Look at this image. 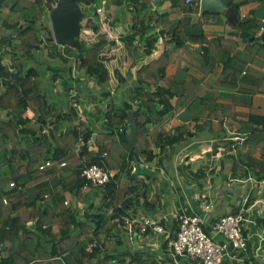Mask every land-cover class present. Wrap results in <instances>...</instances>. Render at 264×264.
Masks as SVG:
<instances>
[{"label": "trees", "instance_id": "16d2710c", "mask_svg": "<svg viewBox=\"0 0 264 264\" xmlns=\"http://www.w3.org/2000/svg\"><path fill=\"white\" fill-rule=\"evenodd\" d=\"M4 1L0 0V5ZM82 1L95 3V0ZM130 1L138 7V12L131 15L130 33L121 39L129 55L131 47L127 40L134 43V52L140 57L153 52L157 37L148 33L157 24L160 35L168 34L171 41L183 48L188 47L179 38L180 32L185 34L188 42H201L208 12L202 15L203 20L200 17L195 22L188 18L169 20L166 14L148 11L152 0ZM173 1L181 4L183 0ZM55 2L12 0L8 13L0 21V80L4 86L0 94V111H5L6 117L0 119V264H153L144 259L142 250L126 245L130 240L128 236L140 228L139 223L132 226V219L136 216L130 215L129 211L134 209L135 212L139 206L151 209L160 202L159 192L148 197L157 180L148 170L162 155L157 163L161 166L162 158L171 157L184 141L186 126L175 129L172 134L161 127L171 113L179 111L177 105L182 102L195 111L193 116H185L184 109L179 113V118L185 122L198 120L205 107L210 109L206 122L222 118L221 107L216 102L217 90L204 84V80L222 62L228 48L219 41L203 46L195 67L199 78L190 75L189 80L190 73L185 67L178 66L174 75H167L169 53H163L137 71V79L127 100L115 101L108 88L97 92L110 102V106L104 108L99 126L83 124L80 130L77 121L81 116L74 109L79 95L72 97L70 88L75 80L71 64L76 65L77 71L82 72L87 81H92L99 88L104 87L108 70L100 58V50L107 39L99 37L91 45L80 42V50L56 44L50 28L41 18L42 14L46 15L44 10H49ZM187 8L190 9V6L187 5ZM86 25L90 26V20ZM233 25L244 40L258 45L256 48L250 45L248 55L235 51L236 56L224 63L223 73L217 82L230 88L237 86L235 82L248 59L255 65H264L250 55L254 53L264 57V43L249 40L264 26V21L253 16L244 17L240 19L239 26ZM91 29L94 33L98 32L97 25ZM6 55L12 57V67L3 62ZM42 58L48 63L47 59L52 60V63L45 69L38 65L42 72L36 70L33 73L34 67L30 62ZM54 61L58 63L55 65ZM44 70L51 74L53 83L56 79L66 83L62 87L65 111L60 109L58 102L47 100ZM250 71L251 68H247V75H253ZM119 80H123L120 75ZM241 81L249 83L248 76ZM258 81L252 82L254 87L241 91L249 94L264 90V77L260 75ZM87 94L88 103H94L90 91ZM174 97L178 100L175 105L171 102ZM132 105H138L133 113L134 122L125 127L127 110ZM151 125L160 128L151 130ZM247 131L246 140L260 148L264 155V128L251 127ZM93 133L96 134L92 143L97 147L96 151L88 149ZM249 151L253 153L252 148ZM46 159L63 161L65 165L38 171V165ZM132 159L147 164V168H141L144 170V183L138 176L127 179ZM92 163L114 170L115 174L107 184L92 187L99 191L98 204L88 203L89 210L94 206L95 210H86L81 218L76 205L63 203V193L67 190L84 200L81 192L84 179L80 170ZM246 168L264 178V156L255 158L250 155L243 160L232 158V175L240 176L239 172H245ZM200 170L197 169V172ZM260 172L263 174L260 175ZM197 178H201V174ZM10 181L15 186L10 187ZM49 193L54 201L53 209L47 204L36 205L43 200L44 194ZM3 198L9 200L10 213L3 212L1 208ZM253 200L251 193L245 207ZM30 221L33 227L28 225ZM91 240L96 245L91 253H87L85 246ZM5 243L9 246L6 247Z\"/></svg>", "mask_w": 264, "mask_h": 264}, {"label": "crops", "instance_id": "0c3cea01", "mask_svg": "<svg viewBox=\"0 0 264 264\" xmlns=\"http://www.w3.org/2000/svg\"><path fill=\"white\" fill-rule=\"evenodd\" d=\"M104 1H106L107 4L105 8L98 5L96 2L87 4L92 8V11H94L93 15L98 18L97 22L99 23L97 25L98 32H93V34H91L93 30L89 29L87 33L95 38L94 41H97L99 37L107 39V42L100 50V56H104V59L113 57L114 51L116 53L118 50L120 53L119 62L112 63V60L106 63L103 60L108 70V80L114 85L113 90H110L111 96L114 97L116 93L114 91L115 86H117V83L120 81L119 75L123 79H126V76L130 73L132 77L130 68L132 67L134 59L127 57L129 54L121 39L130 33V18L133 13L138 12V7L130 0H119L118 2L117 0ZM11 2L12 1L8 2L6 5H0V21L8 13V7ZM260 2L262 1L231 0L228 5L235 4L239 23L229 22L227 18L220 13L208 12L209 14L205 15L203 38L200 43L188 42L185 34L179 33L178 36L181 40L185 41L188 47L187 49L171 41L168 34L163 36L160 35V26L158 24L148 33V35L152 34L157 37L156 48L153 52L157 50V45H164L163 53H169V62L166 69L167 75H174L178 66L181 68L185 67L188 68V72L190 73L188 80L192 76V78H199L195 67L197 66V58L203 46H208L212 41H219L223 46L228 48L226 54L222 58V62L219 63L204 80V84L208 86L211 85L212 88L215 87L217 90L216 102L221 107L222 118H215L210 122H206L210 109L205 107L198 120L182 121L179 118V113L183 109L185 116H193L195 111L191 109L189 105L180 102L179 105H177L179 111L171 113L161 127H164L166 131L172 134L176 132L175 129L186 126L187 131L183 134L184 141L179 145L177 148L178 150H176L171 157L162 158L163 162L161 166H158L157 163L162 155L157 159V162L155 160L154 164H152L148 170V173L152 177H157L156 182L153 184V189L148 192V197H151L153 193L159 192L160 202L155 206L153 205L151 209L139 206V209H136L135 212H133L134 209L129 211V214L136 216V219L142 217L152 218L160 221L165 228V234L154 233L150 228L146 229L144 233L135 231L134 234L130 233L131 236H128L130 240L126 242V245L130 246L132 249L142 250L144 259L146 258L147 261H151L153 264H192V261L185 255H176L173 257L169 249V241L175 236L177 231L176 217L179 213H193L200 216L203 220V230L210 235L212 233V223L224 214L236 213L242 206L243 199L246 196L248 199L251 193L252 196H254V200L246 206L247 221L244 224L243 231L246 238V247L244 250L236 252L235 259L224 258L222 264H264V220L262 219L264 216V183H261V180H264V178L258 177L256 171L250 168H246L245 172H239L240 176H234L231 173L232 158L235 160H243L250 155L255 158L264 156L260 148L255 147V144L249 143L246 140L248 135L247 130L249 128H264V90H258L249 94L241 91V89L246 90L254 87L253 84L256 83L254 81H258L260 75L264 77V65H255L248 59L245 68L242 69L238 75L239 79L235 82L237 86L234 88L222 86L217 82L220 75L223 73L224 63L229 58H234V56H236L237 52L235 51H240L248 55L249 50H247V48L250 45L255 48L257 47V43L253 44L244 40L238 34L237 27L233 24L239 26L241 18L254 17L255 8ZM187 5L190 6V9L187 8ZM97 8H101L100 13L96 11ZM106 8L107 12L105 11ZM114 8L117 10L115 11L116 15L113 10ZM44 11L47 16V10ZM148 11L156 12L157 14H166L169 20H184L188 18L193 22L200 17L203 20L202 15H204L200 0H191L190 2L183 0L181 4H175L173 0H160L158 3L153 4L152 0L149 4ZM47 18L48 17H46V20ZM90 18L91 16L85 18L83 13V21L87 22ZM260 20L264 21V19ZM116 21H120L117 24V28L115 27ZM1 32L0 24V34ZM262 32H264V26L252 37H256ZM249 40L264 43V40L251 39V37ZM250 55L257 57L259 62H264V57H258L259 55L257 56L254 53H250ZM239 58L241 59L242 57L240 56ZM240 59H238L237 62H239ZM3 62L9 67L13 66L12 57L8 55L4 56ZM247 68H251L250 72H252L253 75H247ZM41 69L42 68L39 67L38 71L42 72ZM35 71L36 70L33 69L32 72L35 73ZM44 71L46 78H44L45 91L46 93H50V99H52L49 102H58L60 109L65 111V95L61 87L66 86V83L61 79H56L53 83L50 79L51 74L46 70ZM244 76H248L249 83L241 81V78ZM133 81L134 79L132 77V82ZM74 83L72 89L76 92L74 94L79 95L78 101H81V103L82 99H80L79 93L87 96V93L91 89L94 91L97 90L98 92L99 86H95L92 81H87L85 78L83 81L75 79ZM78 88H81V90H78ZM132 88L133 83L129 89V93H131ZM3 91L4 86L2 82H0V94ZM60 91L62 94H60ZM103 99L105 98H101L100 100ZM123 99L124 98L121 100ZM115 101H117V99ZM177 101V97L171 100L174 105ZM91 104L93 103H88L87 101V103L81 105H74V109H76L78 115H86L90 111ZM79 106L83 107V111H80L78 108ZM4 114L5 111H0V119L6 118ZM79 124L80 123L77 122V125ZM90 126L93 127L95 125ZM159 128L160 126H150L151 130H158ZM92 143L93 141L91 143L89 141L88 149L96 151L97 147ZM251 148L253 149V153L249 151ZM42 162L43 161L40 163ZM186 166H189V168H186ZM199 168H201V170L197 172ZM135 173L136 176L134 177H141L144 183V170L140 169ZM199 174H201V178H197ZM261 174H263V172H260V175ZM98 192L99 191L94 188L89 189L85 193L82 192L84 195V200H82L73 192L66 190L63 193V198L64 200H68L70 205H76V209L79 210V216L83 218L82 213L89 210L87 207L88 203L94 202V205L97 206L99 201V196H97ZM89 193L91 197L87 198ZM50 194L51 193H49L45 201H38L36 205L40 206L47 204L50 206V209H53L54 201L50 197ZM1 208L3 212H11V205L3 204ZM93 210H95V206L93 209H90L89 212ZM138 219L136 223H139ZM28 225L33 227L32 221L28 222ZM70 240H73V238H70ZM5 246L8 247L9 243H5ZM111 249L112 248H110V250Z\"/></svg>", "mask_w": 264, "mask_h": 264}, {"label": "built area", "instance_id": "2783aa9c", "mask_svg": "<svg viewBox=\"0 0 264 264\" xmlns=\"http://www.w3.org/2000/svg\"><path fill=\"white\" fill-rule=\"evenodd\" d=\"M190 2L191 0H186ZM98 13L101 8H97ZM93 34V31H91ZM1 82V80H0ZM78 129H82L78 125ZM91 140V139H90ZM105 155V153H103ZM65 165V162H59L54 159H46L38 165V171L48 168H59ZM129 168L131 173H135L138 169L147 168L144 161L130 160ZM114 170L97 164H89L81 168L80 176L84 179L81 186V192L85 193L92 187L103 186L107 184L114 176ZM264 183V180H261ZM9 186H15V183L10 181ZM48 198V194H44L43 200ZM42 200V201H43ZM247 196L242 201V206L236 213H227L220 216L211 225L212 233L207 234L203 228V220L197 214L179 213L177 215V231L175 236L169 241V249L173 257L176 255H185L192 264H222L224 258L235 259L236 252L244 250L246 241L244 236V224L247 221L245 207ZM4 205L9 203L7 198H3ZM65 205L69 204L68 200H64ZM136 218L132 219L136 223ZM140 224L139 232L144 233L149 227L154 233L165 234V228L160 221L142 217L138 219ZM131 226V223L129 224ZM131 232V229H130ZM221 239V240H219ZM96 245L94 240H91L85 246V251L91 253Z\"/></svg>", "mask_w": 264, "mask_h": 264}, {"label": "water", "instance_id": "95a60500", "mask_svg": "<svg viewBox=\"0 0 264 264\" xmlns=\"http://www.w3.org/2000/svg\"><path fill=\"white\" fill-rule=\"evenodd\" d=\"M80 0H56L55 4L47 10L48 18L50 22L51 32L54 42L59 45H67L69 47L80 50L81 44L76 37L81 27L80 21L83 17L78 2ZM160 0H153V4L158 3ZM231 0H200V5L203 12L220 13L224 15L229 22L239 23L237 18V12L235 10V4H230ZM254 17L257 19H264V1L260 2L255 8ZM264 40V32L251 39ZM127 43L131 47L130 54L134 59V65L130 68V72L134 80L137 79V71L146 64H149L153 60H157L164 52V45H157V50L149 55L140 57L134 52V43L127 40ZM110 104H107L109 107ZM138 108V105H132L127 110L125 118V127L134 122V111ZM96 134L93 133L90 143L94 141ZM137 161V160H135ZM136 176V173H130L128 179Z\"/></svg>", "mask_w": 264, "mask_h": 264}, {"label": "rangeland", "instance_id": "374dc122", "mask_svg": "<svg viewBox=\"0 0 264 264\" xmlns=\"http://www.w3.org/2000/svg\"><path fill=\"white\" fill-rule=\"evenodd\" d=\"M10 1H12V0H6L4 3H3V5H6L8 2H10ZM95 2L96 3H98V5H101L102 7H104L105 8V6L107 5L106 4V1H104V0H95ZM78 5H79V7H80V9H81V11L84 13V16H85V18H87L88 16H91V18H90V26H87L86 25V22L85 21H83L82 19H81V21H80V25H81V27H80V29H79V31H78V34H77V38L79 39V42H83V43H85V44H87V45H91L92 43H94L95 41V38L94 37H92L91 35H89L87 32L89 31V29H91V27H93V25H98L99 23L97 22V20H98V18H96L94 15H93V12L94 11H92V8L90 7V6H88L84 1H82V0H80L79 2H78ZM107 7V6H106ZM111 8H112V6H111ZM114 10V13H115V15H116V12L115 11H117L116 10V8H114L113 9ZM106 12H107V8H106V10H105ZM46 17H48V15L46 16L45 14H42V16H41V18H42V20L43 21H45V23L48 25V28H50V30H51V27H50V22H49V18H47V20H46ZM120 22V21H119ZM118 21H116L115 22V27L117 28V24L119 23ZM86 32V33H85ZM127 52V51H126ZM131 55V54H130ZM38 56V55H37ZM104 56H100V58H102L103 60H104V62H110V61H112V63H115V62H117L119 59H120V53H119V51L117 50L116 51V53H115V51H114V56L113 57H110V58H108V59H104L103 58ZM127 57H129L130 59L132 58L131 56H129V55H127ZM38 58V57H37ZM38 60H40V59H38ZM36 61V60H34L33 62H30L31 63V65H33V67H34V69L35 70H38V65H41L42 66V68H46L47 66H48V64H50V63H52V60H49V59H47L48 61H49V63L48 62H46L45 60L46 59H43L42 58V60H40V61ZM119 62V61H118ZM55 65L58 63V62H56V61H54L53 62ZM68 69H69V67H68ZM67 69V70H68ZM71 74L73 75V77H75L74 79H80L81 81H83L84 80V75H83V73L82 72H80V71H77V68H76V65L72 62V64H71ZM128 73H129V71H128ZM78 77V78H77ZM127 78L126 79H123L122 81H119L118 83H117V86H115V89H114V91L116 92L115 93V95H114V98H116L117 99V101L119 102L122 98H124L125 100H127L128 99V97H129V95H130V93H129V89H130V87L132 86V83H134V81L132 82V77L130 76V73L126 76ZM112 81H114V80H112ZM75 84V83H74ZM74 84H71V86H70V88H71V93L73 94V96H75V94L74 93H76V92H74V90L72 89V85H74ZM135 84V83H134ZM114 85L111 83V81L110 80H107V83L104 85V87L102 86V87H100V88H98V92H100L103 88L104 89H106V88H108L109 90H113V87ZM59 88H60V85H59ZM58 88V89H59ZM61 89H62V87H61ZM78 91V90H77ZM79 93V92H78ZM90 93H91V97L92 98H94L93 99V104H91L92 106H90V111H89V113H87L86 115H82L79 119H78V123H80L79 125H81V127H83V124H84V126L85 125H95V126H99V123H100V121H101V117H102V114H103V112H104V108H108L107 107V104H110V102H108L107 101V99L105 98V99H103V100H100L102 97H99V95L97 94V90L96 91H94L93 89H91L90 90ZM51 94H52V92H51ZM60 94H62V92L60 91ZM80 94V99H82V103H81V101L78 103L79 105H81V104H83V103H87V101H89V97H88V95L86 96V95H84V94H82V93H79ZM94 95V96H93ZM46 96H47V100L48 101H51L52 99H50V93H46ZM72 96V97H73ZM115 99V100H116ZM65 101V100H64ZM79 109H80V111H83V107H78ZM66 109V108H65ZM93 110V111H92ZM92 111V112H91ZM93 116H95V117H93ZM96 119V120H95ZM104 122V121H103ZM32 124H34V123H32ZM78 126V125H77ZM0 163H1V157H0ZM152 193H153V191H152ZM89 197H91V194L89 193V195L87 196V198H89ZM77 207V206H76ZM83 214V213H82Z\"/></svg>", "mask_w": 264, "mask_h": 264}]
</instances>
